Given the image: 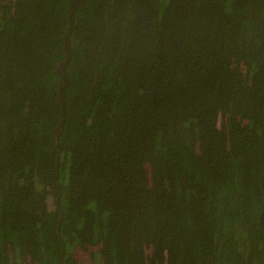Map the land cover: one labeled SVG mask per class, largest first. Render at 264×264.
Returning a JSON list of instances; mask_svg holds the SVG:
<instances>
[{"label": "trees", "instance_id": "16d2710c", "mask_svg": "<svg viewBox=\"0 0 264 264\" xmlns=\"http://www.w3.org/2000/svg\"><path fill=\"white\" fill-rule=\"evenodd\" d=\"M264 0L0 3V264H264Z\"/></svg>", "mask_w": 264, "mask_h": 264}, {"label": "rangeland", "instance_id": "374dc122", "mask_svg": "<svg viewBox=\"0 0 264 264\" xmlns=\"http://www.w3.org/2000/svg\"><path fill=\"white\" fill-rule=\"evenodd\" d=\"M2 1L6 4V3H9L10 0H2ZM74 257L76 258L78 264H93L89 253L77 251L75 252Z\"/></svg>", "mask_w": 264, "mask_h": 264}, {"label": "flooded vegetation", "instance_id": "af4514ba", "mask_svg": "<svg viewBox=\"0 0 264 264\" xmlns=\"http://www.w3.org/2000/svg\"><path fill=\"white\" fill-rule=\"evenodd\" d=\"M260 188H261V191L264 193V175H262L261 180H260ZM263 211H264V208H262V210L258 214L256 226H260L264 230V226L259 223V218ZM263 223H264V220H263Z\"/></svg>", "mask_w": 264, "mask_h": 264}, {"label": "water", "instance_id": "95a60500", "mask_svg": "<svg viewBox=\"0 0 264 264\" xmlns=\"http://www.w3.org/2000/svg\"><path fill=\"white\" fill-rule=\"evenodd\" d=\"M0 2L4 3L2 0ZM263 220H264V211L262 212V214L260 215V218H259V223L264 226Z\"/></svg>", "mask_w": 264, "mask_h": 264}, {"label": "clouds", "instance_id": "9594fccd", "mask_svg": "<svg viewBox=\"0 0 264 264\" xmlns=\"http://www.w3.org/2000/svg\"><path fill=\"white\" fill-rule=\"evenodd\" d=\"M1 3V2H0ZM2 4H5V3H2Z\"/></svg>", "mask_w": 264, "mask_h": 264}]
</instances>
